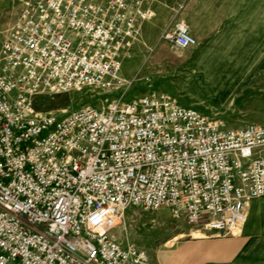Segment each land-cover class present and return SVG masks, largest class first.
Listing matches in <instances>:
<instances>
[{"label": "built area", "instance_id": "obj_1", "mask_svg": "<svg viewBox=\"0 0 264 264\" xmlns=\"http://www.w3.org/2000/svg\"><path fill=\"white\" fill-rule=\"evenodd\" d=\"M151 1L20 0L0 45V264H150L110 234L127 210L219 237L264 197V127H225L157 89L125 97L122 54ZM163 39L197 47L182 22ZM83 90L101 106L35 108Z\"/></svg>", "mask_w": 264, "mask_h": 264}, {"label": "crops", "instance_id": "obj_2", "mask_svg": "<svg viewBox=\"0 0 264 264\" xmlns=\"http://www.w3.org/2000/svg\"><path fill=\"white\" fill-rule=\"evenodd\" d=\"M150 10L138 30L146 45L165 42L182 22L199 47L173 94L181 105H234L245 94H264V0H152ZM247 212L236 235L176 233L157 264H264V197Z\"/></svg>", "mask_w": 264, "mask_h": 264}, {"label": "rangeland", "instance_id": "obj_3", "mask_svg": "<svg viewBox=\"0 0 264 264\" xmlns=\"http://www.w3.org/2000/svg\"><path fill=\"white\" fill-rule=\"evenodd\" d=\"M19 8L20 0H0V45L7 39ZM198 51L199 47L180 50L166 42L146 45L136 36L134 43L126 47L122 54L119 75L125 80L133 79L125 97L130 98L149 89L161 90L175 97L173 94L178 88V80L189 72L188 64ZM115 96L119 97L120 94ZM102 99L103 97L97 95L95 91L83 90L55 96H39L35 100V108L41 113L62 115L86 106L100 107ZM262 101L264 94H245L243 99L238 100L234 105H191V107L215 116L225 127H237L248 123L264 127ZM181 104H184L182 99ZM189 232L192 236H203V231H197L184 222L172 220L168 211L130 209L117 221L110 234L124 246L128 243L144 249L150 264H157V257L163 258L172 247V243H175L172 242L167 246L166 242L172 240V236L176 233ZM185 239L181 238V240Z\"/></svg>", "mask_w": 264, "mask_h": 264}, {"label": "bare ground", "instance_id": "obj_4", "mask_svg": "<svg viewBox=\"0 0 264 264\" xmlns=\"http://www.w3.org/2000/svg\"><path fill=\"white\" fill-rule=\"evenodd\" d=\"M192 233H194V232H192ZM196 235V234H195ZM195 237H200V236H195Z\"/></svg>", "mask_w": 264, "mask_h": 264}]
</instances>
